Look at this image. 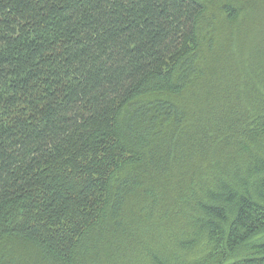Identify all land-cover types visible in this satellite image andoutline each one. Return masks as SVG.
<instances>
[{
	"label": "trees",
	"instance_id": "1",
	"mask_svg": "<svg viewBox=\"0 0 264 264\" xmlns=\"http://www.w3.org/2000/svg\"><path fill=\"white\" fill-rule=\"evenodd\" d=\"M0 264H264V0H0Z\"/></svg>",
	"mask_w": 264,
	"mask_h": 264
}]
</instances>
